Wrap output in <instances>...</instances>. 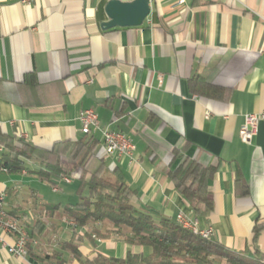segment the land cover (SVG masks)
Wrapping results in <instances>:
<instances>
[{"label":"crops","instance_id":"1","mask_svg":"<svg viewBox=\"0 0 264 264\" xmlns=\"http://www.w3.org/2000/svg\"><path fill=\"white\" fill-rule=\"evenodd\" d=\"M108 1L0 0V133L24 134L42 150L92 137L91 169H115L135 206L155 218L183 214L227 249L264 258V119L250 145L239 139L244 116L264 112V0H149L141 26L102 29ZM195 81L220 98L192 91ZM86 109L99 121L89 136L78 121ZM105 128L131 140L135 162L104 154ZM186 158L214 170L208 212L196 213L168 175ZM36 169L27 163L12 174L0 165L4 210L30 239L23 257L0 245V264H80L69 244L82 256L148 253L90 237V226L73 229L62 207L78 202L79 177L62 192L59 179L42 181Z\"/></svg>","mask_w":264,"mask_h":264},{"label":"trees","instance_id":"2","mask_svg":"<svg viewBox=\"0 0 264 264\" xmlns=\"http://www.w3.org/2000/svg\"><path fill=\"white\" fill-rule=\"evenodd\" d=\"M191 89L206 97L220 98L219 91L202 82H191ZM97 144L96 139L89 137L61 142L49 150H42L21 138L0 133V145L6 151L0 165L9 173L18 174L26 169L27 163H33L37 167V176L53 185L55 182L51 178L61 179L76 168L81 170L78 202L62 207V213L74 223L73 229L90 226L87 232L90 237L105 239L114 236L128 246L149 250L148 253L128 251L123 259H118L100 253L82 256L76 246L69 244L71 253L80 264H215V258L225 264H264V258L257 253L248 256L245 252H233L217 241L190 233L175 220L155 218L150 210L135 206L132 202L134 191L115 169L103 173L100 168L91 169ZM63 157L71 161L67 170L63 167ZM176 158L180 159V156L174 154ZM213 173L211 167L203 168L186 158L168 175L190 207L196 213H204L212 209L208 182Z\"/></svg>","mask_w":264,"mask_h":264},{"label":"built area","instance_id":"3","mask_svg":"<svg viewBox=\"0 0 264 264\" xmlns=\"http://www.w3.org/2000/svg\"><path fill=\"white\" fill-rule=\"evenodd\" d=\"M263 119L264 112L246 114L244 116L243 123L239 129V139L242 143L251 144L257 133L258 124ZM78 121L83 135H90L94 130L99 128L98 116L91 109L80 111ZM18 137L23 139L25 135L20 134ZM101 140L105 155L125 158L130 164L135 162V145L122 132L112 131L107 128L101 129ZM78 177V173H72L61 179L65 183H70ZM52 189L53 191L58 190L57 186H53ZM4 200L5 194L0 193V211H2V218H0V245L6 247L9 254L23 257L27 254L26 246L30 239L20 222L16 218L9 216L4 210ZM175 221L181 228H190V233H198L201 234V238L203 239H211L212 230L210 228H200L197 220H190L183 214H178ZM70 224L74 226V223L71 221ZM7 239H11V242H7Z\"/></svg>","mask_w":264,"mask_h":264},{"label":"water","instance_id":"4","mask_svg":"<svg viewBox=\"0 0 264 264\" xmlns=\"http://www.w3.org/2000/svg\"><path fill=\"white\" fill-rule=\"evenodd\" d=\"M105 12L108 21L101 24L102 29L138 27L149 15V0H110L106 4Z\"/></svg>","mask_w":264,"mask_h":264},{"label":"rangeland","instance_id":"5","mask_svg":"<svg viewBox=\"0 0 264 264\" xmlns=\"http://www.w3.org/2000/svg\"><path fill=\"white\" fill-rule=\"evenodd\" d=\"M62 161H63V160H62ZM70 164H71V163H70ZM70 164H68V165H64V166H65L64 168H65V169H68L69 166H70ZM74 170H76V169H74ZM74 170H73V171H74ZM57 182H58L60 188L62 189V192H67V186H68V185H66V184L62 181V179H59V181H57ZM42 186H43V187H41L40 190H41L42 193H45L47 199H49L50 201H56V199H58V196H59L60 194H54V193H52V191L50 190V188H49L45 183L42 184Z\"/></svg>","mask_w":264,"mask_h":264},{"label":"bare ground","instance_id":"6","mask_svg":"<svg viewBox=\"0 0 264 264\" xmlns=\"http://www.w3.org/2000/svg\"><path fill=\"white\" fill-rule=\"evenodd\" d=\"M0 218H2V211H0ZM183 229H185V230H187V231H189L190 232V228H183ZM192 234H194V235H198V236H200L201 237V234H198V233H192Z\"/></svg>","mask_w":264,"mask_h":264}]
</instances>
